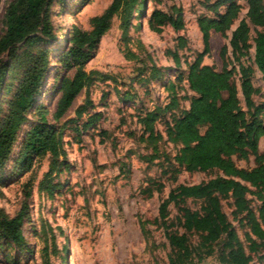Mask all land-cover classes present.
I'll return each instance as SVG.
<instances>
[{
    "label": "rangeland",
    "instance_id": "1",
    "mask_svg": "<svg viewBox=\"0 0 264 264\" xmlns=\"http://www.w3.org/2000/svg\"><path fill=\"white\" fill-rule=\"evenodd\" d=\"M10 0H0V34L4 30V10ZM203 0H145V14L139 15L137 4L130 10L127 31L122 29L126 13L112 16L108 31L101 37L93 56L85 65L87 71L100 75L83 88L61 120L53 113L60 96L63 76H72L75 68L66 69L57 57L73 45L75 27L91 29V19L104 12L112 0H54L49 9L51 33L35 50L46 48L50 52L49 67L35 103L27 110L28 120L18 131L9 158L0 168V208L13 216L23 210V232L30 247L29 252L17 253L8 249L10 257L19 264H169L174 252L166 237L165 225L159 216L161 202L179 184H192L218 174V171H175L165 162L145 161L139 155L149 153L150 147L140 139L141 126L137 115L154 101L167 100V91L161 80L152 78V65L167 72L165 79L177 82L179 71L185 72L186 61H192L203 50L202 35L196 17L205 13ZM242 1V0H241ZM182 8L184 28L175 31L165 25L156 32L149 28L147 18L154 8L171 12V6ZM244 15L243 10L240 17ZM258 28L250 25V37ZM185 38L179 45L178 37ZM230 33L222 36L212 32L209 52L203 63L220 68L222 48L232 58ZM253 45V40L251 39ZM22 48V47H21ZM20 48V49H21ZM19 49V50H20ZM177 51V65L171 51ZM253 63V52L244 57ZM14 62L12 61V64ZM237 66V62H233ZM21 78L20 71L9 70V89L2 91L0 103L7 109L13 92ZM239 88L238 78H235ZM253 81L259 87L253 95L255 102L264 101V80L256 70ZM185 82L179 83L181 95ZM185 87V88H184ZM127 97L126 102L122 97ZM89 97L92 104H86ZM241 103L243 104V98ZM47 110V121L62 127V148L56 160L46 154L34 160L29 170L16 166L27 130L38 121V107ZM85 105L78 117L76 109ZM184 105V101H183ZM99 111L101 118L88 128L81 129L89 113ZM264 149V135L259 140ZM160 149L171 156L173 144L161 142ZM250 162L236 160L238 165ZM178 169V168H177ZM174 171L175 173H173ZM251 206L260 202L251 197ZM201 199L186 198L182 204L199 209ZM222 209L237 228L243 240V229L232 214L230 199L221 200ZM179 205L171 201L167 206L166 224L182 232L179 223ZM200 236L188 232L191 255L183 264H229L220 259L221 241L212 244V252L205 254L200 248ZM0 264H13L3 260ZM257 262L254 256L253 262Z\"/></svg>",
    "mask_w": 264,
    "mask_h": 264
},
{
    "label": "trees",
    "instance_id": "2",
    "mask_svg": "<svg viewBox=\"0 0 264 264\" xmlns=\"http://www.w3.org/2000/svg\"><path fill=\"white\" fill-rule=\"evenodd\" d=\"M53 1L10 0L4 10V30L0 34V95L11 87L7 82L11 68L20 71L21 78L7 109L4 110L0 103V168L9 158L18 131L28 120L27 110L37 100L47 74L50 52L46 48H35L51 33L49 9ZM57 1L64 3L66 0ZM144 1L112 0L104 12L92 17L90 30L75 27L73 45L57 55L66 69L75 68V72L61 79L54 119L61 120L81 90L87 88L95 76H101L96 70L87 71L85 65L110 28L112 16L120 11L126 13L122 21L125 33L130 10L135 4L139 15L145 14ZM245 1V17L240 19L229 39L232 58L225 55L226 47H223L220 69L203 63L204 55L209 52L210 32L226 36V31L239 17L242 5L237 0L201 2L206 12L197 17V24L202 34L203 50L192 61L185 62L187 70L176 74L177 82L165 79L168 71L163 73L152 65V78L162 81L167 100H156L137 115L141 126L139 137L146 147H150L149 153L139 155L140 158L149 162L162 158L161 162L174 167L175 171H218L201 182L177 185L161 202L159 216L174 252L169 257V264H183L191 255L188 232L199 234L200 248L205 249L206 255L212 252L213 243L221 241L220 259L223 262L264 264V151L258 145L264 135V101L259 103L253 99L259 91L253 81L254 64L264 80V0ZM147 23L156 32L168 24L176 31L181 30L184 26L182 9L173 5L171 13H167L154 8ZM250 25L258 28L253 38L250 37ZM251 39L255 47L253 63L244 58L253 46ZM178 42L184 45L185 39L179 36ZM171 55L179 65L177 51H171ZM181 81H185L186 87L182 95L178 89ZM189 90L193 94H188ZM126 99L122 97L123 102ZM182 101H187L188 107H184ZM86 104H92L89 97ZM85 105L76 109L78 117L83 114ZM38 117V121L27 130L15 161L23 170H29L34 160L48 153L53 160L63 153L62 127L57 128L47 121V110L43 105L38 107ZM100 118L99 111L89 113L81 129L93 126ZM161 142L173 144L175 152L172 156L160 149ZM250 156H253V166L240 167L236 163V160L249 162ZM251 197L260 202L256 208L251 206ZM186 198L201 199L199 209L184 206L182 202ZM224 198L231 200L234 219L243 229V240L222 209L221 200ZM171 201L179 205L177 218L182 232L167 229L173 224L165 221ZM23 216V210L10 216L0 208V248L5 249L2 258L8 263L19 264L18 259L10 257L8 249L17 253L31 250L23 232ZM254 256L257 257L256 263H252Z\"/></svg>",
    "mask_w": 264,
    "mask_h": 264
},
{
    "label": "crops",
    "instance_id": "3",
    "mask_svg": "<svg viewBox=\"0 0 264 264\" xmlns=\"http://www.w3.org/2000/svg\"><path fill=\"white\" fill-rule=\"evenodd\" d=\"M241 5H242V8H241V10H240V13H241V11L243 10V12H244V15L242 16V17H240V13H239V17L232 23V25L230 26V28L226 31V36H227V33L229 32L230 33V36H229V39H230V37H231V34H232V31L236 28V26L238 25V23H239V21H240V19L241 18H244L245 17V14H246V11H247V4H246V1L245 0H237ZM173 6V5H172ZM171 6V7H172ZM159 9H161V10H163L164 12H167V13H171V12H169V11H167V10H164L163 8H159ZM182 9V8H181ZM204 9V8H203ZM200 15V14H199ZM198 15V16H199ZM197 16V17H198ZM197 17H196V24H197ZM182 18H183V14H182ZM183 22H184V18H183ZM184 24H185V22H184ZM169 25V24H168ZM169 26H171V25H169ZM164 27V26H163ZM162 27V28H163ZM172 27V26H171ZM197 27H198V24H197ZM173 28V27H172ZM183 28H184V26H183ZM182 28V29H183ZM174 29V28H173ZM181 29V30H182ZM198 29H199V27H198ZM175 30V29H174ZM176 31V30H175ZM199 31H200V29H199ZM212 32H215V33H219V32H216V31H211L210 32V36H211V34H212ZM201 33V32H200ZM220 34V33H219ZM202 35V34H201ZM221 35V34H220ZM181 36V35H180ZM183 37V36H182ZM184 38V37H183ZM185 39V38H184ZM210 39V38H209ZM209 43H210V41H209ZM229 45H230V42H229ZM210 46V45H209ZM230 48H231V46H230ZM254 44H253V46H252V52H253V56H254ZM230 54H231V52H230ZM206 64H208V63H206ZM221 66H222V64H221ZM221 66H220V68H221ZM255 68H256V70L260 73V71L257 69V66L254 64L253 65ZM220 68H217V69H220ZM187 70V69H186ZM186 72V71H185ZM184 72V73H185ZM261 74V73H260ZM185 82V81H184ZM254 85H255V83H254ZM188 94H193V92L192 91H188ZM239 96H242V94H241V92H240V89H239ZM182 105H183V101H182ZM184 107H188V102L187 101H184ZM261 138V137H260ZM260 140V139H259ZM260 142V141H259ZM259 145V144H258ZM259 149H260V146H259ZM261 150V149H260ZM261 151H264V149L263 150H261ZM235 159V158H234ZM250 160H251V162H250V166H253V156H250ZM242 160H239V162H241ZM238 166H240V165H238ZM240 167H244V166H240Z\"/></svg>",
    "mask_w": 264,
    "mask_h": 264
}]
</instances>
